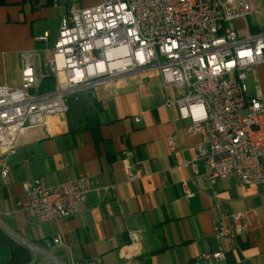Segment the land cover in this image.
I'll return each instance as SVG.
<instances>
[{"label": "crops", "instance_id": "0c3cea01", "mask_svg": "<svg viewBox=\"0 0 264 264\" xmlns=\"http://www.w3.org/2000/svg\"><path fill=\"white\" fill-rule=\"evenodd\" d=\"M70 1V8L82 9L102 0ZM70 8L55 0H3L0 86L21 87L20 54L27 51L34 54L41 94L47 79L41 74ZM233 24L237 34L247 33L241 39L264 34V0H257L252 16ZM247 85L264 93L263 65L253 69ZM172 95L157 71L131 72L67 94L64 116L27 130L16 154L7 157L6 179L0 170V264H56L47 252L65 264H198L201 254L220 249V221L237 231L234 244L225 246L224 264H264V186H243L236 177L211 183L195 152L202 138L188 136L187 122L166 106ZM127 150L134 152V171L142 172L134 182L122 161ZM80 176L93 182L80 216L38 224L22 209L25 181L56 186ZM185 180L193 198H185ZM130 233L138 242L131 243ZM53 238L65 248L48 251L45 242Z\"/></svg>", "mask_w": 264, "mask_h": 264}, {"label": "built area", "instance_id": "2783aa9c", "mask_svg": "<svg viewBox=\"0 0 264 264\" xmlns=\"http://www.w3.org/2000/svg\"><path fill=\"white\" fill-rule=\"evenodd\" d=\"M70 0L55 5L70 8ZM257 0H102L90 8H70L41 78H53L55 89L39 94L32 52H22L20 88L0 86V170L9 173L7 157L17 152L18 139L29 129L47 124L67 111V94L93 83L131 72L155 70L166 92V106L187 122L186 133L200 136L195 147L211 183L236 177L243 186H264V93L250 92L247 81L255 66H264V34L241 39L231 26L252 16ZM47 38H38L45 41ZM171 153L176 152L169 138ZM124 151L129 182L142 177ZM191 165L188 161L185 166ZM195 170V166L192 165ZM28 198L22 209L38 224L80 216L93 182L80 176L48 186L42 179L24 182ZM185 198L194 194L182 182ZM242 214L233 217L239 226ZM236 230L215 225L220 249L203 253L198 264H224L225 246ZM131 243L139 236L130 233ZM48 251L65 248L60 238L45 242ZM56 264H65L47 252ZM92 264V263H89ZM94 264V263H93Z\"/></svg>", "mask_w": 264, "mask_h": 264}, {"label": "trees", "instance_id": "16d2710c", "mask_svg": "<svg viewBox=\"0 0 264 264\" xmlns=\"http://www.w3.org/2000/svg\"><path fill=\"white\" fill-rule=\"evenodd\" d=\"M3 4V0H0V5ZM55 87V81L53 78H47L45 82L41 85V94L51 92Z\"/></svg>", "mask_w": 264, "mask_h": 264}, {"label": "rangeland", "instance_id": "374dc122", "mask_svg": "<svg viewBox=\"0 0 264 264\" xmlns=\"http://www.w3.org/2000/svg\"><path fill=\"white\" fill-rule=\"evenodd\" d=\"M231 26L233 27L234 26V24H231ZM246 34L247 33H245V31L244 32H241V33H238V36H239V38H242L243 37V35H245L246 36ZM258 66V65H257ZM256 67V66H255ZM254 67V68H255ZM249 83V82H248ZM250 90H254V87L251 85V83H250ZM251 92V91H250Z\"/></svg>", "mask_w": 264, "mask_h": 264}]
</instances>
